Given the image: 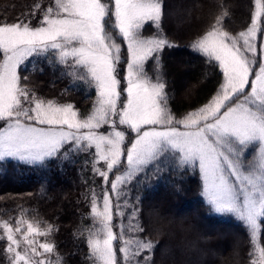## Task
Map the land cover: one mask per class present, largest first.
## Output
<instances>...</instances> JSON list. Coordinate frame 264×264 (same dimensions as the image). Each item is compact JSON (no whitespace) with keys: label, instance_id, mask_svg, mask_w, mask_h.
<instances>
[{"label":"snow or ice","instance_id":"snow-or-ice-1","mask_svg":"<svg viewBox=\"0 0 264 264\" xmlns=\"http://www.w3.org/2000/svg\"><path fill=\"white\" fill-rule=\"evenodd\" d=\"M214 2L218 14L191 48L217 62L223 79L207 103L179 117L170 106L160 62L162 51L175 46L163 28L164 0H37L16 22L0 23V164L11 160L46 168L52 160L94 157L84 166L91 163L109 187L99 196L89 190L93 226L74 233L84 236L92 264H155L160 241L141 235L139 209L127 200L128 186L142 183L141 174L146 181L149 168L156 176L169 169L197 171L210 211L241 222L251 244L249 264H264V41L257 49L258 36L264 38V0H254L249 26L235 35L224 28L231 19L226 0ZM146 26L153 29L149 36ZM117 40L126 45V58ZM29 58L47 59L54 71L62 66L69 87H94L92 110L85 115L72 103L38 96L28 87V76L20 74ZM150 60L155 80L146 70ZM36 71L43 69L33 63ZM100 161L106 170L97 167ZM122 197L132 207L127 231L135 235L127 237L123 223L113 231V209L125 215ZM17 207L19 216L0 219L9 264H64L54 242L40 241L57 227L29 220L32 210Z\"/></svg>","mask_w":264,"mask_h":264},{"label":"trees","instance_id":"trees-1","mask_svg":"<svg viewBox=\"0 0 264 264\" xmlns=\"http://www.w3.org/2000/svg\"><path fill=\"white\" fill-rule=\"evenodd\" d=\"M36 2L0 0V23L16 22V18L29 11ZM164 4V32L175 46L162 51L160 62L166 90L171 97L170 106L179 117L207 103L223 79L217 62L209 63L206 56L191 48L194 39L210 30L218 9L214 0H164ZM226 4L231 19L225 21L224 28L235 35L249 26L254 0H226ZM152 32L153 29L146 26L144 35L149 36ZM117 43H121L122 54L126 58V45L121 40ZM33 63L43 72L33 73ZM152 64L151 60L148 61L146 70L155 80ZM121 68L125 69L126 64ZM22 69L20 74L28 76V87L34 89L38 96L60 104L72 103L85 115L92 110L97 98L95 88L83 83L69 87V78H61L62 66L57 65L54 71L47 59L33 61L29 58ZM185 73H188L190 82L186 89L178 83ZM125 74L121 71L120 76ZM66 88L68 90L64 92ZM92 159L94 157L81 154L74 163L61 164L52 160L46 168L25 166L11 160L0 164V219L19 216L17 206L30 209L27 219L46 221L57 227L58 231L40 239L55 243V253L64 257V264H92L86 259L89 249L84 236H74L80 228L93 226L89 215V190L94 189L99 196L107 187L103 178L92 172L91 163L84 166L85 160ZM97 167L102 168L100 163ZM139 180L142 183L134 181L128 186L127 200L128 205L139 209L137 217L145 228L141 235L160 241L154 254L155 264H249L251 244L245 227L231 214L210 211L201 195V179L197 171L181 173L169 169L156 176L149 168L147 180L143 174ZM86 194L89 196L87 201ZM156 200L159 209L153 205ZM122 204L124 200L120 203V210L124 212ZM125 207L127 213L119 224L129 225L128 214L132 207ZM189 213L191 215L188 216ZM131 223L135 225L136 219ZM154 229H162V232L157 234ZM119 230L117 228L115 232ZM125 231L126 237L135 235L127 229ZM261 244L264 245V224ZM5 248L6 241L0 242V264H9ZM50 255L54 260L55 254Z\"/></svg>","mask_w":264,"mask_h":264},{"label":"rangeland","instance_id":"rangeland-1","mask_svg":"<svg viewBox=\"0 0 264 264\" xmlns=\"http://www.w3.org/2000/svg\"><path fill=\"white\" fill-rule=\"evenodd\" d=\"M262 41H264V38H261V37L258 36V38H257V49H258V51H259V49H260V44H261ZM186 74H188V73L183 74V76H182L180 79H178V80H179L178 83H179V84L182 86V88H184V89H186L187 86H188L189 83H190ZM121 129H123V126H121ZM107 130H108V126H104V127L101 129V131H102V132H105V133L107 132ZM99 163H100V166H102V168H103V169L101 168V170H106V165L104 164V162H103V161H100ZM101 163H102L103 165H102ZM111 179H114V176H113L112 174L109 175V180H111ZM108 187H109V185H107L106 189H107ZM111 195H112V199H113V204L115 205V204L117 203V201H116V197H115V194L112 193ZM204 199H205V198H204ZM123 200H124V198L122 197V198L119 200V204H120L121 202H123ZM153 205H154L155 207H157L156 209H159V207H160L159 202H158L157 200L153 203ZM98 206L100 207V210H102V201L99 203ZM122 208L124 209V213H125V215H126V213H127V209H126V207H125V204H124V205L122 204ZM113 212H114V218H113V225H114V227H113V231L115 232V229H117V228L115 227V225L119 224V221H120V220L122 221V218H124L125 215H124L123 217L117 215V214H116V210H115V208L113 209ZM161 212H162V211H161ZM189 215H191V214L189 213L188 216H189ZM127 226H128V223H126V225H125V229H127ZM40 241L43 242L41 239H40ZM223 247H224V246H223ZM21 248H23V242L21 243ZM118 255H119V253H118Z\"/></svg>","mask_w":264,"mask_h":264}]
</instances>
